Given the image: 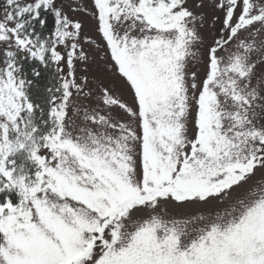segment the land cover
<instances>
[{"label": "snow or ice", "instance_id": "obj_1", "mask_svg": "<svg viewBox=\"0 0 264 264\" xmlns=\"http://www.w3.org/2000/svg\"><path fill=\"white\" fill-rule=\"evenodd\" d=\"M0 264H264V0H0Z\"/></svg>", "mask_w": 264, "mask_h": 264}]
</instances>
